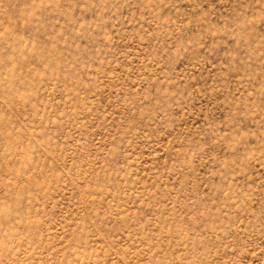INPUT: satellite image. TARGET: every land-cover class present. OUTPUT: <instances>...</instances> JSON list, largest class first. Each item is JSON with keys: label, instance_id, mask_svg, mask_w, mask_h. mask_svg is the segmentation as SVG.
Here are the masks:
<instances>
[{"label": "rangeland", "instance_id": "1", "mask_svg": "<svg viewBox=\"0 0 264 264\" xmlns=\"http://www.w3.org/2000/svg\"><path fill=\"white\" fill-rule=\"evenodd\" d=\"M0 264H264V0H0Z\"/></svg>", "mask_w": 264, "mask_h": 264}]
</instances>
